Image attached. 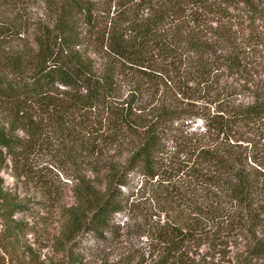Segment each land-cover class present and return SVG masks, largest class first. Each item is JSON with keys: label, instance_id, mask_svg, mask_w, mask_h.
Listing matches in <instances>:
<instances>
[{"label": "trees", "instance_id": "obj_1", "mask_svg": "<svg viewBox=\"0 0 264 264\" xmlns=\"http://www.w3.org/2000/svg\"><path fill=\"white\" fill-rule=\"evenodd\" d=\"M27 1L0 0V169L64 175L46 264L133 225L114 264H264V0ZM23 207L0 177V264Z\"/></svg>", "mask_w": 264, "mask_h": 264}, {"label": "rangeland", "instance_id": "obj_2", "mask_svg": "<svg viewBox=\"0 0 264 264\" xmlns=\"http://www.w3.org/2000/svg\"><path fill=\"white\" fill-rule=\"evenodd\" d=\"M33 2V0H28L24 4L26 6L24 10H41L39 8L40 5ZM260 141L259 145L264 146L262 139ZM263 151L264 147L261 148L262 153H264ZM41 160L40 156L37 155L28 161L30 174L26 177H15L9 164L0 169L3 186L9 188L24 203L22 211L15 213L14 216L21 219L22 223L25 224L18 239L20 245L18 250L24 249L23 259L26 264H34L33 262L35 261L46 264L48 261L56 260L62 256L61 253H57L53 248V236L56 235L59 224L56 218V207L52 200L44 194L43 182L53 180L57 187H62L64 186L62 182L64 175L60 173L59 167L54 165V163H45ZM63 192L64 195L61 199L64 202H69L68 189L65 188ZM137 227V225L132 226L133 231L131 234L125 228H122L118 237L113 240L103 241V243H96L97 245L90 238H81L79 246L81 245L80 247L83 250L78 252L77 255L79 256V264H99V262L101 264H109L110 262L114 264L115 254L123 250L125 246L132 250L134 249L135 253H139L142 250L144 235L139 230L135 231ZM234 245L232 237H228L226 247L233 249ZM200 250L204 251V246H201ZM4 255L8 262L13 263L16 260L13 255L7 253H4ZM220 255L216 252L214 260Z\"/></svg>", "mask_w": 264, "mask_h": 264}]
</instances>
